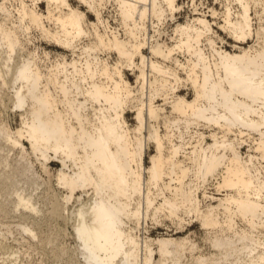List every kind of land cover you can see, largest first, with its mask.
Segmentation results:
<instances>
[{
  "label": "bare ground",
  "instance_id": "1",
  "mask_svg": "<svg viewBox=\"0 0 264 264\" xmlns=\"http://www.w3.org/2000/svg\"><path fill=\"white\" fill-rule=\"evenodd\" d=\"M177 1L0 0V107L19 121L0 116V213L40 240L33 159L59 164L72 264H264V0H192L183 21ZM187 217L208 252L176 236ZM162 219L176 232L141 236Z\"/></svg>",
  "mask_w": 264,
  "mask_h": 264
},
{
  "label": "rangeland",
  "instance_id": "2",
  "mask_svg": "<svg viewBox=\"0 0 264 264\" xmlns=\"http://www.w3.org/2000/svg\"><path fill=\"white\" fill-rule=\"evenodd\" d=\"M177 2L184 6V12H182L181 18L179 19L180 21H183L184 17L190 15L192 12V0H178ZM194 2L198 5L200 11L207 12V7H214L218 12L222 11L219 1L194 0ZM111 14L113 15L112 12ZM89 18L90 20L94 19L92 16H89ZM218 34L227 39V37L219 30ZM227 40L230 42L229 39ZM42 47H46L47 50L51 51L55 50L45 44H42ZM58 52L61 51L58 50ZM65 54L68 55L69 53ZM128 78L133 84L134 78L131 75H128ZM0 116L6 119L13 129L17 128L19 124L18 118L10 108L5 109L4 107H0ZM126 116L130 125L135 123L133 119L134 116L132 114L128 113ZM247 151V146L242 149L243 154ZM16 160L17 153H11L10 164H14ZM145 161L147 162V158ZM33 163L37 174L35 178L38 180L39 185L38 187L34 186L27 189L26 194L33 195L38 206L42 209V213L34 218L37 222L36 227L38 226V230L42 233L41 238L40 240H31L28 236H22L21 233H19L18 226L22 221L20 213L13 214L11 212L12 208L9 204L8 208H11L9 210V214H6L5 212L0 213V234H7V228L12 231V233L10 231L5 238L0 236V264H72L76 261V257L72 255L75 244L69 236L71 230L68 227L66 228L68 229L66 234L62 233V235H59L58 231L61 230V228H65L64 223L61 219L52 218L49 214L51 211V205L48 200L51 199L53 192H60V189L55 181V176L61 166L57 163H51L49 165V171L46 173L42 170L40 164L35 159H33ZM33 178L34 177L30 178V180ZM26 179V177H20L18 180L23 181ZM208 188L209 191H211L212 186H209ZM185 220L184 224L186 226L184 227V230L176 236H188V238L197 245L201 252H208L210 250V246L205 239V233L200 224L195 219L190 217L185 218ZM29 221L27 222L28 224L33 223V221H30L31 223ZM150 222L151 221H147L148 224L146 223L145 231L144 229L141 231V236H149L150 238L155 239L160 236L171 235L176 232V226L167 219H162V224ZM49 237H51L54 241L53 245L46 244V238ZM63 251H67V253L63 255Z\"/></svg>",
  "mask_w": 264,
  "mask_h": 264
}]
</instances>
